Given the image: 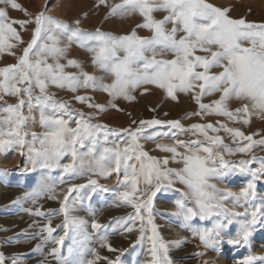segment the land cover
I'll return each instance as SVG.
<instances>
[{"label": "snow or ice", "instance_id": "6c2138e0", "mask_svg": "<svg viewBox=\"0 0 264 264\" xmlns=\"http://www.w3.org/2000/svg\"><path fill=\"white\" fill-rule=\"evenodd\" d=\"M0 3L21 10L31 18L9 22L6 9L0 7V37L10 33L20 41L13 24L23 28L34 23L31 39L23 48V54L17 57V62L0 67V77H3L0 79V90L18 98L16 103L0 105V111L8 114L0 117V153L26 150L34 166L60 170L59 184L87 177L85 183H70L66 190L60 189L59 192L57 181L50 180L42 183L39 190L28 194L26 198L33 199V203H37L42 196L59 201L57 209L41 210L36 207L25 210L47 219L37 233L46 235L34 251H42V244L51 242L53 246L49 255L56 260V264H97L98 261L123 264L121 257L128 249L114 248L107 233L101 232L109 225H102L94 219L91 227L97 230L100 248L118 253L115 259L101 256L96 248L87 246L91 235L87 232L86 222L72 214L77 202L83 204L88 200L91 207L96 194L111 192L118 206H131L133 209L127 216L114 218L113 222L126 233L139 232L132 247L147 242L146 256L141 264H174L170 251L187 241H166L161 236L154 221L153 200L161 191H178L173 188L176 182L183 183L188 189L176 201V215L183 217L186 227H191L187 222L193 217L198 216L201 220L215 217L212 228L193 229V234L205 247H217L218 233L233 223L239 224V229L229 243L234 246L250 243L257 225L264 226V197L260 198L258 206L252 205L251 211L245 209L243 213L226 207L225 201L230 200L233 207L251 204L258 196L256 182L264 179V157L253 153L257 146L264 149V129L247 134L242 130L252 117L264 120V22L232 18L229 8L216 7L207 0H162L156 5H150L148 0H121L110 6L109 15L121 16L139 11L144 22L137 27L151 30L152 35L139 36L135 29L130 34L114 35L100 29H81L78 20L70 25L47 15L46 11L33 16L17 0H0ZM97 3L104 5L106 0H97ZM154 8L163 9L168 14L157 20L151 15ZM168 23L172 24L171 29L166 27ZM181 32L183 34L178 36ZM73 43L92 54V63L112 76L111 83L84 71L77 60L67 59ZM11 47L6 42H0V51ZM197 49L205 54L197 55ZM167 52L173 53L172 59L164 58ZM49 58L52 63H49ZM61 59H66L67 63H60ZM66 67L79 71L67 72ZM216 68L222 70L213 71ZM49 85L73 92L80 88H94L108 93L112 99L107 104L92 102V97L88 95L74 97L98 112L108 108L122 111L115 103L118 97L135 100L133 93L136 89L143 85H155L174 101L178 93L191 94L198 111L186 112L181 119L153 116L132 120L127 127L112 128L104 123H93L95 113L86 115L71 107L67 101L54 98L48 92ZM34 89L39 90L38 94L34 93ZM143 92L147 93L149 89L145 87ZM214 93L218 94L217 99L207 104L202 102L203 97ZM233 98L240 101V106L230 109ZM25 107L27 115L23 111ZM34 111L39 112V123L46 129L42 133L25 130L29 122H37ZM213 114L238 121L240 126L230 127L223 121L187 126L181 122L189 116L207 117ZM72 123L75 127L71 126ZM221 130L230 137L232 144L225 143V137L217 134ZM189 133L196 139L179 138ZM29 136L31 139L27 138ZM257 136L258 139L254 138ZM165 138L173 142H157ZM141 141L157 142L156 148L170 155L153 157L144 150ZM37 142L39 147H36ZM84 147L87 152L80 151ZM237 153L253 154L249 159H226V155ZM65 156L71 157L70 163H61ZM173 161L182 162L183 167H169ZM253 161H259L260 166L250 167ZM8 171L0 169V174ZM236 173L249 177L239 191L210 183L212 179L223 181ZM112 174L118 177L115 189L97 179H107ZM185 198L193 200L195 206L187 207ZM19 200L17 198L13 203H19ZM61 214L64 217L62 223L54 227L51 217ZM57 229H61L63 234L55 235ZM70 237H81L77 248L79 259L71 258L73 249H69V257L61 255L64 241ZM89 255L91 259L87 258ZM193 255L203 256L204 253ZM257 259L264 261V256L249 255L240 264H253ZM0 264H8V258L3 253H0ZM11 264H19L15 256ZM203 264L214 262L209 260Z\"/></svg>", "mask_w": 264, "mask_h": 264}, {"label": "rangeland", "instance_id": "374dc122", "mask_svg": "<svg viewBox=\"0 0 264 264\" xmlns=\"http://www.w3.org/2000/svg\"><path fill=\"white\" fill-rule=\"evenodd\" d=\"M120 2L121 0H106L104 5H98L97 0H17V3L26 9L27 12L32 13L33 16L39 12L46 11L47 15L66 21L70 25H74V22L78 20L80 22L78 26L87 31L100 29L101 31L110 32L114 35H126L135 29L139 36L151 37V30L137 27L138 24L144 22V17L139 11L121 16L109 15L110 6ZM207 2L216 7L229 8L232 18L243 17L248 21L264 22V0H207ZM148 3L150 5H156L162 3V0H148ZM0 7L6 9L9 22L13 20L31 19L23 11L13 9L10 5L0 3ZM167 14V11L156 8L151 12L153 18L157 20L163 19ZM13 27L16 28L21 40L17 41L10 33H5L3 37H0V42H6V44L12 45L10 49L5 48L4 51H0V67H6L9 64H15L17 62V57L23 54V48L27 46V43L31 39L34 23L25 25L23 28L19 24H13ZM166 27L171 29L172 24L168 23ZM182 34V32L178 33V36ZM245 46L248 45L245 44ZM196 54L202 55L205 53L197 49ZM149 55L151 54L149 53ZM164 58L172 59L173 53H165ZM67 59L77 60L83 66L84 71L96 77H103L105 83H111L113 79L108 73L99 70L92 63V54L86 49L81 48L78 44L73 43L71 45ZM52 62L51 58H49V63ZM60 63L66 64L67 60L61 59ZM221 70L219 68L213 69L216 72ZM65 71L78 72L79 69L66 67ZM0 79H3V77H0ZM17 86L20 87V85ZM145 87L149 89V92H143ZM38 92V89H34L35 94H38ZM48 92L57 100L67 101L71 107L83 111L86 115L88 113H95L92 118L93 123H104L112 128L127 127L132 120L139 121L141 119L152 118L153 116L161 119H181L186 112L198 111V105L192 100L191 94L178 93V98L174 101L166 96L163 89L155 85H143L141 88L136 89L133 93L136 96L135 100L129 101L123 97H118L115 103L122 111L108 108L104 112H98L96 109L89 108L87 104H82L74 99L76 95H88L92 97V102L107 104L112 97L102 90L80 88L76 92H73L67 88L49 85ZM0 96H3V100H0V105L16 103L18 99L3 90H0ZM217 98L218 94L214 93L203 97L202 102L206 104L211 103ZM239 106L240 101L236 98H233L229 105L230 109H235ZM152 109H155V111H152ZM23 111L25 115L28 114L26 107ZM7 115V113L0 111V117ZM33 115L36 117L37 122L34 124L29 122L25 130L30 133L44 132L46 129L39 123V112L34 111ZM217 121H223L230 127L240 126L238 121H229L226 117L215 114L207 117L189 116L187 119L181 120L185 126L192 123H216ZM71 126L75 127V124L72 123ZM262 129H264V120L257 117H252L250 123L242 127V130L246 134L255 133ZM217 134L225 137V143L232 144L230 137L223 130ZM27 138L31 139V136ZM179 138L185 140L196 139L190 133L181 135ZM254 138L258 139L259 137ZM200 139L203 138L201 137ZM157 142L172 143L173 141L165 138ZM157 142L141 141L144 145V150L153 157L162 158L165 155H170L156 148ZM36 147H39L38 142ZM80 151L87 152V148H81ZM179 151H183V149H179ZM253 153L258 157H264V149L259 146L253 149ZM253 153H237L232 156L226 155V159H249ZM70 162V156H65L61 160L62 164ZM259 166V161H253L250 165L252 168H258ZM169 167L182 168L183 163L173 161L170 162ZM0 169L10 170L6 174H0V253H3L8 258V264H11L13 256L19 261V264H56V260L49 255L50 249L53 246L51 242L42 244V251H34L36 245L41 244L43 236L46 235V233H37L47 223V219L45 217L31 215L25 210L35 209L36 207H40L41 210L57 209L59 208V201L49 200L47 197L42 196L37 203H33V199L26 197H28V194L39 190L42 183L49 182L50 180L57 181V191L59 192L60 189L66 190L70 183H85L87 177H81L66 184H59L58 177L61 175L60 170L56 168L48 169L41 165L34 166L24 149L19 152L9 150L6 153H0ZM97 179H99L101 184L115 189L118 177L116 174H112L110 178L97 177ZM248 179V176L236 173L227 176L223 181L212 179L210 183L216 184L219 188L239 191ZM173 188L178 191L169 190L158 193L153 200V207L155 209L154 221L158 225L161 236L166 241H187V243H183L181 246L173 248L170 251V256L174 260V264H203L204 261L209 260L213 261L214 264H240L249 255H255L256 257L264 256V226L261 225H257L250 243L246 246H234L229 243L232 238L236 237L239 229V224L233 223L218 233L217 247H205L199 238L193 234V229L212 228L215 217H210L205 220H201L198 216L193 217L191 221L187 222L191 227H186L183 217L176 215L178 211L176 201L180 199L181 193L187 192L188 189L186 185L180 182H176ZM256 192L258 196L251 204H242L233 207L232 202L227 200L225 201V206L239 213H243L245 209L251 211L252 205L258 206L261 203L260 198L264 197V179L256 182ZM17 198H20L19 203H13ZM184 202L187 207L195 206V202L191 199L185 198ZM132 211L131 206H118L114 202L113 193L109 192L96 194L91 201V207H89L88 200H85L83 204L77 202L74 205L72 214L86 222L87 232L91 235V239L87 244L89 248H96L101 256H107L111 259H115L116 255H118V253L109 252L106 248L99 247L97 230L91 227L95 219L102 225H109L106 230H101V232L107 233L109 243L114 248L128 249L121 257L123 264H141L146 256L145 248L147 247V242L137 243L132 247L131 245L139 237V232L126 233L113 222L114 218L127 216ZM93 212H95V216ZM51 219L55 227L62 223L64 217L61 214L53 216ZM22 232L25 234L21 235ZM60 234H63L62 230L57 229L55 235ZM80 239L81 237L66 238L61 248V255L69 257V249H73L71 258L79 259L77 248ZM197 252H203L204 255H193V253ZM87 258L91 259L92 257L89 255ZM97 264H105V262L98 261ZM253 264H264V261L257 259Z\"/></svg>", "mask_w": 264, "mask_h": 264}]
</instances>
